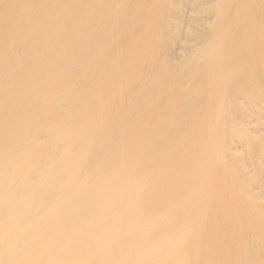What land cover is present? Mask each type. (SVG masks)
Here are the masks:
<instances>
[{
  "label": "bare ground",
  "instance_id": "obj_1",
  "mask_svg": "<svg viewBox=\"0 0 264 264\" xmlns=\"http://www.w3.org/2000/svg\"><path fill=\"white\" fill-rule=\"evenodd\" d=\"M0 264H264V0H0Z\"/></svg>",
  "mask_w": 264,
  "mask_h": 264
},
{
  "label": "rangeland",
  "instance_id": "obj_2",
  "mask_svg": "<svg viewBox=\"0 0 264 264\" xmlns=\"http://www.w3.org/2000/svg\"><path fill=\"white\" fill-rule=\"evenodd\" d=\"M90 47H87V49H86V53H89V51H90V49H89ZM193 106H196L195 104L193 105ZM191 108V109H190ZM189 108V113H192V111H195L194 109H195V107H190Z\"/></svg>",
  "mask_w": 264,
  "mask_h": 264
}]
</instances>
